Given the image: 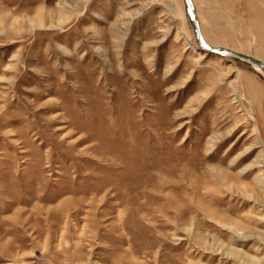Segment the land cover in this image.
I'll return each instance as SVG.
<instances>
[{
  "label": "rangeland",
  "instance_id": "374dc122",
  "mask_svg": "<svg viewBox=\"0 0 264 264\" xmlns=\"http://www.w3.org/2000/svg\"><path fill=\"white\" fill-rule=\"evenodd\" d=\"M264 62V0H192ZM264 78L181 0H0V264H264Z\"/></svg>",
  "mask_w": 264,
  "mask_h": 264
},
{
  "label": "water",
  "instance_id": "95a60500",
  "mask_svg": "<svg viewBox=\"0 0 264 264\" xmlns=\"http://www.w3.org/2000/svg\"><path fill=\"white\" fill-rule=\"evenodd\" d=\"M181 1L183 4V7H184L186 17L188 18V20L191 24L193 37H194L196 43L198 44L200 51H204L205 53L220 55V56H225V55L230 54V55L241 58L243 60H246V61L258 66L264 72V62L258 60L257 58H254V57L247 55V54H244V53L234 52V51H231L229 49L222 48V47L212 48V47L206 46L201 40L190 0H181Z\"/></svg>",
  "mask_w": 264,
  "mask_h": 264
},
{
  "label": "bare ground",
  "instance_id": "6f19581e",
  "mask_svg": "<svg viewBox=\"0 0 264 264\" xmlns=\"http://www.w3.org/2000/svg\"><path fill=\"white\" fill-rule=\"evenodd\" d=\"M190 2H191V6H192V8H193V13H194V17H195V20H196V23H197V26H198V31H199V34H200V37H201V40H202V42L206 45V46H208V47H211V46H209V45H207L206 43H205V41H204V39H203V37H202V34H201V31H200V27H199V23H198V20H197V16H196V12H195V8H194V6H193V3H192V0H190ZM192 29V28H191ZM196 42V41H195ZM197 44V43H196ZM197 46H198V44H197ZM199 48V47H198ZM212 48H218V47H212ZM226 49V48H225ZM230 50V49H229ZM231 51H233V50H231ZM201 52H203V53H205L204 51H201ZM234 52H236V51H234ZM239 53V52H238ZM206 54H209V53H206ZM212 55H214V54H212ZM215 56H218V57H221V58H228V59H232V60H235V61H238V62H241V63H243V64H246L247 66H249L252 70H254L255 72H257L259 75H261L263 78H264V72L258 67V66H256V65H254V64H252V63H250V62H248V61H246V60H243V59H241V58H238V57H235V56H233V55H225V56H220V55H215ZM255 58V57H254ZM264 241V240H263ZM250 264V263H249ZM251 264H260L259 263V261H251Z\"/></svg>",
  "mask_w": 264,
  "mask_h": 264
}]
</instances>
